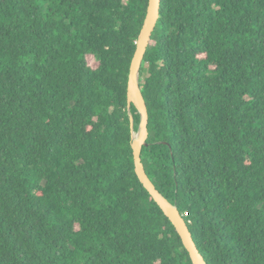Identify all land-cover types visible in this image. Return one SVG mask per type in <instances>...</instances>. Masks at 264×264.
<instances>
[{
	"label": "trees",
	"instance_id": "trees-1",
	"mask_svg": "<svg viewBox=\"0 0 264 264\" xmlns=\"http://www.w3.org/2000/svg\"><path fill=\"white\" fill-rule=\"evenodd\" d=\"M149 2L0 0V264H193L136 175L128 85ZM160 15L140 74L146 174L207 264H264V0Z\"/></svg>",
	"mask_w": 264,
	"mask_h": 264
},
{
	"label": "water",
	"instance_id": "water-1",
	"mask_svg": "<svg viewBox=\"0 0 264 264\" xmlns=\"http://www.w3.org/2000/svg\"><path fill=\"white\" fill-rule=\"evenodd\" d=\"M162 4L163 0H150L148 15L146 17L140 39L137 42L136 51L130 66L131 71L128 85V110L131 111L132 107H135L141 117V124L138 133L139 137L137 140L135 139L133 144L136 175L138 178H140L146 189L155 198L157 203L160 204V206L177 227L178 231L183 237L182 243L185 249L188 251L192 263L207 264V261L201 254L194 240L192 234L193 232L181 210L172 202H170V200L166 198L160 190H158L150 177L147 176L145 167L142 163V152L143 149L147 147V142L149 139V113L141 92L140 74L145 54L150 45L152 36L155 34L161 17L160 14ZM134 128V119L131 118V130L135 138Z\"/></svg>",
	"mask_w": 264,
	"mask_h": 264
},
{
	"label": "rangeland",
	"instance_id": "rangeland-1",
	"mask_svg": "<svg viewBox=\"0 0 264 264\" xmlns=\"http://www.w3.org/2000/svg\"><path fill=\"white\" fill-rule=\"evenodd\" d=\"M92 67L93 68H95L96 66L95 65H92ZM138 137H139V135L137 134V135H135V139L137 140L138 139Z\"/></svg>",
	"mask_w": 264,
	"mask_h": 264
}]
</instances>
